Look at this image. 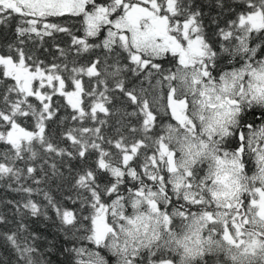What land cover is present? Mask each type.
I'll list each match as a JSON object with an SVG mask.
<instances>
[{
  "label": "snow or ice",
  "instance_id": "snow-or-ice-1",
  "mask_svg": "<svg viewBox=\"0 0 264 264\" xmlns=\"http://www.w3.org/2000/svg\"><path fill=\"white\" fill-rule=\"evenodd\" d=\"M0 264H264V0H0Z\"/></svg>",
  "mask_w": 264,
  "mask_h": 264
}]
</instances>
